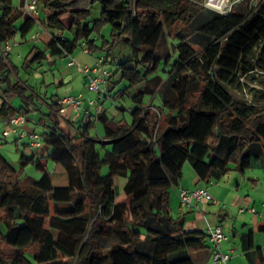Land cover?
Returning a JSON list of instances; mask_svg holds the SVG:
<instances>
[{"label":"trees","instance_id":"obj_1","mask_svg":"<svg viewBox=\"0 0 264 264\" xmlns=\"http://www.w3.org/2000/svg\"><path fill=\"white\" fill-rule=\"evenodd\" d=\"M37 1L43 19L0 0V44L38 23L51 38L27 62L47 53L69 55L82 41L93 52L98 48L91 33L99 23L109 24L103 65L121 41L131 58L116 66L127 86L114 97L106 91L114 104L131 101L133 124L117 122L97 106L67 135L60 129L58 104H50L40 140L49 148L48 160L66 172L62 187L52 184L39 159H30L41 171L38 180L14 179L17 169L0 153V241L20 251L0 258V264H193L190 253L206 247V233L182 229L169 212V191L185 163L210 184L232 172L244 174L264 158V0L235 4L225 15L193 0ZM97 2L101 19L90 21ZM176 23L182 24L174 38L177 58L161 78L155 73L168 55L167 28ZM7 57H0V88L20 95L22 104L13 108L3 98L0 116L25 117L31 100L11 82ZM190 97L196 102L186 106ZM96 123L103 125V140L111 142L105 176L99 142L89 137ZM118 175L125 178L129 204L115 202Z\"/></svg>","mask_w":264,"mask_h":264},{"label":"rangeland","instance_id":"obj_2","mask_svg":"<svg viewBox=\"0 0 264 264\" xmlns=\"http://www.w3.org/2000/svg\"><path fill=\"white\" fill-rule=\"evenodd\" d=\"M12 6L14 8H19L21 0H11ZM233 1V0H232ZM252 3V0H251ZM101 19V6L97 2L92 6L91 15L89 17L90 21H96ZM44 24V20L41 21ZM21 25V22H19ZM182 24L176 23L170 28H167V44H168V55L167 57H162L161 62L158 66V70L155 73L161 78L167 76L170 66L173 65L177 58L176 46L178 44L174 38H176L181 32ZM40 29V26L37 23L29 29L25 35H21L20 32H17L14 37L11 39L17 43V46L14 47L10 53L8 60L13 67V72L11 73L10 79L11 82L18 83L23 87L22 92L26 99L31 100V107H36V113L34 111H29L26 115L31 119V128H34L35 133L40 135L44 127L42 124H35L36 119L45 118L49 112V105L52 102H58L61 98L65 96H76L83 99V102H87L90 98L97 99L95 93L89 92L87 85L88 82H84V77L81 73H78L75 69L76 67H68L66 65L67 61H76L80 65H86L88 67H93L96 64V61L99 58H102L107 54L105 50L102 51L101 46L105 40H110L111 30L110 26L107 23H99L97 29L94 30L90 35V40L94 41L98 50L89 51V49L82 46L84 41L80 42L75 50L66 57L55 58L52 60L44 61H33L32 63L26 61L28 53L34 48H41V42L39 39L35 38L36 32ZM84 48L89 52L85 53ZM98 58V59H97ZM110 62L105 66L106 69L112 72L113 76L110 80L107 79L104 87L108 89L109 96L114 97L116 93L123 90L127 83L125 80L120 78L119 73L116 72V66L119 62L124 61L127 58H131V51L129 47L124 44L123 41L117 44L116 48L112 51ZM51 61V62H50ZM154 74V76H155ZM62 79V82H60ZM8 103L12 104L15 107H18L22 103L20 95L17 93L11 92L8 95ZM150 97L146 96L144 102L148 103ZM157 100L155 101V103ZM196 102V97H190L188 99L187 105H192ZM97 105L104 110L113 120L117 122H122V124L127 125L128 127L132 126L133 118L130 114L131 101L128 98L121 100H115V104L109 98H105L97 101ZM177 106V105H176ZM173 106V107H176ZM91 112L95 113V108L90 109ZM37 116H36V115ZM81 119V116H79ZM79 119V120H80ZM4 117H0V152L1 154L9 160L17 169H19L21 160L24 155V151L28 150L25 146L29 141L27 138L17 139L14 135H9L7 137H2V131L9 129V127L4 123ZM90 138H95L99 142L96 146V149L99 151L102 165L100 168L101 175L105 176L109 174V167L104 163L105 158L107 157V152L111 148L110 144H103V125L101 123H96L95 127L89 132ZM104 145V146H102ZM259 166L254 167L246 171V175H256L264 179V158L259 161ZM25 173L35 180H38L41 176V173L36 170L33 165H27L24 168ZM238 174L233 173L224 177L222 180L217 182L221 184L227 179L234 183V177H238ZM62 177L56 176L53 179L54 185L60 186L67 183H60ZM125 178L121 175H118L114 178V183L118 193H123V187L125 185ZM214 184V185H217ZM209 186V185H208ZM50 214L53 213L52 208L49 211ZM105 225V224H104ZM104 227V226H103ZM103 230L100 234H103ZM227 231L224 228V232ZM78 234H83V231H77ZM99 235V234H98ZM87 233L84 236L83 241L86 239ZM243 264H246L242 259ZM229 264V263H228Z\"/></svg>","mask_w":264,"mask_h":264},{"label":"crops","instance_id":"obj_3","mask_svg":"<svg viewBox=\"0 0 264 264\" xmlns=\"http://www.w3.org/2000/svg\"><path fill=\"white\" fill-rule=\"evenodd\" d=\"M19 9L23 11L22 2ZM37 18H44V14L41 11L40 4ZM63 20L67 24L69 22L68 15L63 16ZM35 38L39 39L42 47L34 48L33 50H31L26 57V61L30 59L35 51H45V47L51 38L50 31H44L40 28L38 32H36ZM66 56L68 55L51 57L47 53V57L41 61L52 60L55 58ZM75 63L76 65L68 66L67 61L66 65L68 67L75 66V70L78 73H81L79 67H88L86 65H80L76 61ZM9 66L11 67L13 72V67L10 62ZM82 77H84V82L87 83L88 79L83 74ZM61 82L62 79H60L59 83ZM8 95L9 93H4L2 91V88H0V101L5 98L6 102L8 103ZM52 103L58 104V102ZM21 104L22 103H20L18 107ZM9 105L13 108H18L13 106L11 103ZM83 109H88L87 102H83L82 109L80 110L67 108L63 114L58 115L60 119V129L64 133H66L67 135L75 134L77 127L76 124L80 119L79 116L82 117L84 115ZM28 110L34 111L36 113V107L29 106ZM49 111H51L50 105ZM8 118L9 117H4L5 124ZM25 118L26 123L21 126L20 132L25 134V136L21 138L28 139L27 135L29 133L35 132V130L30 126V121L32 118H29L26 114ZM47 122L49 121L46 116V119H36L35 124H42L45 129ZM40 143L41 147L36 150H32L29 148V141L26 143L25 147L28 150L24 151V164L21 160L19 169L15 167L17 169V173L14 179H22L24 177L33 178L25 173L24 168L27 165H33L36 170L41 173V171L36 167V164L34 162H30V159H39V161L46 166V170L49 171L53 185V179L55 175L62 177L60 183H67V175L65 170L59 164H55L48 160L47 154L49 148L45 143L42 142V140H40ZM4 158L7 160L6 157ZM246 171L244 172V174H239L237 172L230 173L238 174V177H234V183H232L230 179H227L221 184H217V182L205 184L198 179L191 165L189 163H185L182 169V178L178 181L177 184L170 188L168 207L171 216L182 221V229L185 231H197L206 233L208 227H214L216 225H222L223 231L224 228H226L227 231L224 232L226 239L221 244V250L223 253L230 254V259L228 261L229 264H243L242 259L246 264H264V230H262V227H264V179L256 175H246ZM66 185L67 184L60 185L59 187ZM201 187L206 188L208 193L211 195L212 200L199 201L197 203V209L195 207H182L180 205L178 198L180 189L191 190ZM115 202L116 204H129L131 201L124 195V193L117 192ZM245 237L248 238L246 239ZM19 253V250L13 249L6 245L4 242L0 241V258L5 260L11 259ZM190 257L193 261V264H216L212 261V249L208 242H206V247L204 249L190 253Z\"/></svg>","mask_w":264,"mask_h":264},{"label":"built area","instance_id":"obj_4","mask_svg":"<svg viewBox=\"0 0 264 264\" xmlns=\"http://www.w3.org/2000/svg\"><path fill=\"white\" fill-rule=\"evenodd\" d=\"M200 4L201 6L218 12L220 14H228L232 7L235 4L245 2L247 0H193ZM259 0H252V4H256ZM39 4L37 0H24L23 3V11L25 14L30 17L37 18L38 15ZM40 26V25H39ZM41 28V27H40ZM42 29V28H41ZM44 30V29H42ZM17 46L15 41L8 39L0 44V57H6L10 53V51ZM82 46L86 47L85 43H82ZM84 52L88 53L89 51L84 48ZM104 57L99 58L96 61L94 67H79L81 73L88 79V91L95 93L97 95V99H89L87 100L88 109L84 110L86 114L89 113V110L92 108L97 109V101L105 98H109L107 94V89L104 87L108 77L110 76V72L103 65ZM76 65L75 61H69L68 66ZM110 99V98H109ZM111 100V99H110ZM2 104V100L0 101V107ZM83 106V100L80 97L67 96L58 101V113L63 114L67 108H71L74 110H80ZM87 116V115H86ZM86 120L88 118L86 117ZM26 123V118L22 115H16L10 117L6 121V125L9 129L2 131V137H7L9 135H14L17 138H21L25 136L24 133L20 132V128L22 125ZM29 148L32 150L39 149L41 147L40 136L35 132L29 133ZM178 198L180 205L182 207H195L198 208V202L201 200L210 201L212 200L211 195L208 193L206 188H195L191 190L180 189L178 193ZM206 239L210 244L212 249V261L216 264H228L230 259V254L223 253L221 250V244L226 239L223 226L216 225L214 227H208L206 231Z\"/></svg>","mask_w":264,"mask_h":264},{"label":"water","instance_id":"obj_5","mask_svg":"<svg viewBox=\"0 0 264 264\" xmlns=\"http://www.w3.org/2000/svg\"><path fill=\"white\" fill-rule=\"evenodd\" d=\"M103 144H111V142L110 141H103Z\"/></svg>","mask_w":264,"mask_h":264}]
</instances>
